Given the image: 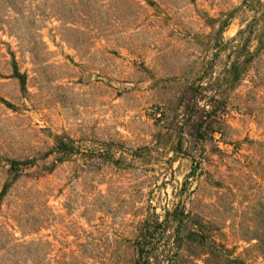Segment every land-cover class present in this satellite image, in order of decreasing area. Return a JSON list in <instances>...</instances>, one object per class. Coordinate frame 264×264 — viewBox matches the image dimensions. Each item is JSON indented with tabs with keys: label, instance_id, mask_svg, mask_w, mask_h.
I'll list each match as a JSON object with an SVG mask.
<instances>
[{
	"label": "rangeland",
	"instance_id": "374dc122",
	"mask_svg": "<svg viewBox=\"0 0 264 264\" xmlns=\"http://www.w3.org/2000/svg\"><path fill=\"white\" fill-rule=\"evenodd\" d=\"M0 264H264V0H0Z\"/></svg>",
	"mask_w": 264,
	"mask_h": 264
}]
</instances>
